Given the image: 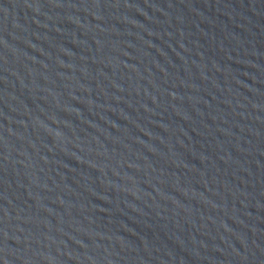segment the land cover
<instances>
[{
    "label": "water",
    "instance_id": "95a60500",
    "mask_svg": "<svg viewBox=\"0 0 264 264\" xmlns=\"http://www.w3.org/2000/svg\"><path fill=\"white\" fill-rule=\"evenodd\" d=\"M0 264H264V0H0Z\"/></svg>",
    "mask_w": 264,
    "mask_h": 264
}]
</instances>
